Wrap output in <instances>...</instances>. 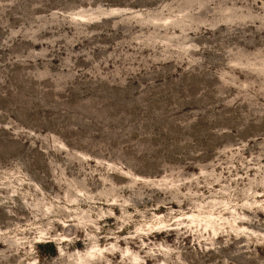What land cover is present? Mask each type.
Listing matches in <instances>:
<instances>
[{
	"label": "rangeland",
	"instance_id": "rangeland-1",
	"mask_svg": "<svg viewBox=\"0 0 264 264\" xmlns=\"http://www.w3.org/2000/svg\"><path fill=\"white\" fill-rule=\"evenodd\" d=\"M0 264H264V0H0Z\"/></svg>",
	"mask_w": 264,
	"mask_h": 264
}]
</instances>
